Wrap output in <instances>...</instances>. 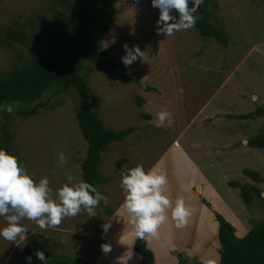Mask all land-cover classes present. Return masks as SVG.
Segmentation results:
<instances>
[{"label": "rangeland", "instance_id": "obj_1", "mask_svg": "<svg viewBox=\"0 0 264 264\" xmlns=\"http://www.w3.org/2000/svg\"><path fill=\"white\" fill-rule=\"evenodd\" d=\"M214 1L215 23L225 30V45L214 37L201 38L194 26L172 35H157L158 9L150 0L113 3L110 30L101 44L106 55L133 80L122 83L107 69L88 61L81 71L104 127L131 130L122 140L109 142L102 154L99 172L103 181L97 189L107 197V204L99 202L91 217L82 210L64 217L58 226L44 229L35 221L22 219L20 223L27 229L22 239L8 242L0 238V264H26L23 247L31 239L39 244L34 247L44 253L47 264H51V255L80 264H138L132 250L134 224L121 207V172L137 164L145 169L158 164V155L170 144L178 150L173 157L176 168L195 176L182 149L200 173L211 164L217 171H211L215 175L210 184L201 181L199 205L185 204L192 214L183 228L175 227L169 209L159 237L145 236L154 254L153 264H178L179 256L185 264H216L220 254L216 213L234 227L237 237L264 220V147L239 146L264 128V115L255 113L264 108V0ZM67 13L55 0H0V70L8 71L48 53L51 45L44 34L54 31ZM198 15L197 10L196 19ZM6 28L23 37L16 42L3 39ZM124 43L138 45L146 52L147 62L138 59L126 70L120 61ZM12 106L35 108L27 117L9 115L11 148L34 181L48 178L56 199V190L68 182L66 176L71 175L73 183L82 180L80 163L87 142L75 119L81 99L73 87L52 86L32 102ZM161 111L170 113L171 123L156 127ZM1 121L0 115V126ZM59 153L66 158L63 167L57 164ZM244 169L255 170L260 181L244 174ZM230 182L254 186L260 197L252 195L246 204L239 188ZM5 223L0 217V226ZM104 224L109 225L106 230Z\"/></svg>", "mask_w": 264, "mask_h": 264}, {"label": "trees", "instance_id": "obj_2", "mask_svg": "<svg viewBox=\"0 0 264 264\" xmlns=\"http://www.w3.org/2000/svg\"><path fill=\"white\" fill-rule=\"evenodd\" d=\"M55 1L65 6L68 13L58 22L54 31L44 34V38L51 45V50L40 58H32L8 71L0 70L1 148L15 155L11 148L9 115L27 117L35 110L12 106V112L8 113L3 110V106L13 103L28 104L52 86L61 87L62 90L73 87L82 102V106L75 111V119L79 132L87 142L85 156L80 163L81 177L82 180L98 187L103 181L99 168L107 144L114 140H122L131 130L127 128L112 131L104 127L92 106L94 99L81 71L84 68V61H88L107 69L122 83L133 80L119 63L106 55L101 44V38L110 30V18L114 13L113 3L119 0ZM104 6L108 7L106 11L103 10ZM214 8H216L214 0H203L198 8L199 15L194 28L201 38L214 37L225 45L227 36L225 30L215 23ZM2 37L16 42L23 36L17 30L6 28ZM141 85L143 89L150 90L149 86ZM255 113L264 115V108H258ZM246 144L250 147H264V128L262 132L248 138ZM243 172L253 180L260 181L255 170L244 169ZM230 185L239 188V195L246 204L252 201V195L260 197V190L254 186L238 185L236 182H230ZM215 218L218 222L217 237L220 244L219 260L216 264H264V220L252 226L245 235L237 237L234 227L220 214L216 213ZM35 244L39 245L31 239L23 247L26 256L32 257L30 264L39 262L34 254L37 250ZM132 248L139 258L138 264L154 263V254L147 247L144 238L136 237ZM49 259L51 264H80L60 255H51ZM178 264H185L182 256H179Z\"/></svg>", "mask_w": 264, "mask_h": 264}, {"label": "clouds", "instance_id": "obj_3", "mask_svg": "<svg viewBox=\"0 0 264 264\" xmlns=\"http://www.w3.org/2000/svg\"><path fill=\"white\" fill-rule=\"evenodd\" d=\"M203 0H150L151 6L158 9L155 31L157 35H172L173 32L190 29L196 21V13ZM189 4L191 5L189 7ZM124 55L120 57L126 70L138 59L147 62V55L138 45L129 47L122 44ZM3 110L11 113L12 105L3 106ZM171 123V115L167 111L157 114L156 127H164ZM66 158L63 153L57 156L58 167H63ZM67 183L56 190V199L52 198L47 177L34 181L18 158L0 148V217L6 223L0 226V238L8 242L22 239L27 231L20 223L22 219L35 221L41 228L58 226L64 217L76 216L82 210L91 217L94 209L103 201L104 196L93 184L84 180L73 183L71 175L66 176ZM167 177L158 164L145 169L137 164L121 172L120 187L124 192L122 209L129 214L130 222L134 224V236L144 238L159 237V228L168 219L166 214L171 209V219L176 228H183L191 216V209L185 205L182 197H177L173 204L170 195L166 193ZM108 224H104L106 230ZM103 250L108 251L105 248ZM40 264H47V258L42 251H35ZM32 257L25 256L26 264Z\"/></svg>", "mask_w": 264, "mask_h": 264}, {"label": "crops", "instance_id": "obj_4", "mask_svg": "<svg viewBox=\"0 0 264 264\" xmlns=\"http://www.w3.org/2000/svg\"><path fill=\"white\" fill-rule=\"evenodd\" d=\"M114 141H118V140H114ZM246 145L247 144H246V140H245L239 146L244 147ZM252 148L259 149L262 147H252ZM177 153H178V150L170 144L167 147H164L162 152L157 157L158 158L157 159L158 160L157 161L158 166L161 169V171H163L167 177L168 188L166 187V193H168L170 195V198L173 201V204L175 202L174 199H176L179 196V197H182L184 199L185 204L194 203L195 205H199L198 204V192H200V190H201L200 183L202 180H205L204 182L207 181L208 183L211 182V180H213V176L215 175L211 171L213 170L214 172H216L217 168H215V167H217V166H214V164H211L208 166V168H209L208 171H204V172L200 173L196 167L198 165L192 159L189 158L188 154L185 153V151H183L181 149V153L188 160L193 171L195 172V176H193V175L189 174L188 170L182 171V170L176 168V166L174 165L173 157L175 155H178ZM202 174L204 175V177L206 179L203 178ZM191 183H193V184H191ZM202 192H204V190ZM204 194H206V192H204ZM217 227H218V224H217ZM216 233H217V231H216Z\"/></svg>", "mask_w": 264, "mask_h": 264}, {"label": "water", "instance_id": "obj_5", "mask_svg": "<svg viewBox=\"0 0 264 264\" xmlns=\"http://www.w3.org/2000/svg\"><path fill=\"white\" fill-rule=\"evenodd\" d=\"M134 241V240H133ZM133 241H132V245H133ZM148 246V245H147Z\"/></svg>", "mask_w": 264, "mask_h": 264}]
</instances>
